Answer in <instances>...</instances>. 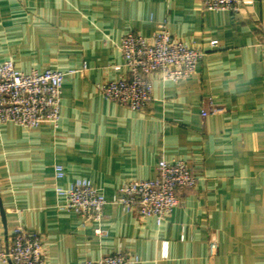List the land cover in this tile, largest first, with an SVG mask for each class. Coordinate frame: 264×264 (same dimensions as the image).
Masks as SVG:
<instances>
[{
    "label": "crops",
    "instance_id": "obj_1",
    "mask_svg": "<svg viewBox=\"0 0 264 264\" xmlns=\"http://www.w3.org/2000/svg\"><path fill=\"white\" fill-rule=\"evenodd\" d=\"M164 22L205 52L194 76L155 78L145 112L106 100L98 86L128 74L123 37L151 38ZM263 35L264 0L239 12L207 11L202 0H0V64L75 71L57 127L0 126V251L22 226L42 236L47 264L117 253L137 264H264ZM208 99L220 112L203 117ZM162 159L189 163L197 185L178 188L161 225L113 204L100 224L59 207L58 184L89 180L110 200L128 180L156 179Z\"/></svg>",
    "mask_w": 264,
    "mask_h": 264
},
{
    "label": "built area",
    "instance_id": "obj_2",
    "mask_svg": "<svg viewBox=\"0 0 264 264\" xmlns=\"http://www.w3.org/2000/svg\"><path fill=\"white\" fill-rule=\"evenodd\" d=\"M207 11L239 12L254 4V0H202ZM217 41L210 42V46ZM261 46L264 51V35ZM128 74L115 81L98 86L106 100L135 112H145L154 101V79L179 83L194 76L205 52L194 44L175 39L167 22L161 24L151 38L130 32L120 46ZM75 71L32 70L25 73L16 68L12 60L0 64V126L12 123L33 130L45 124L58 126L65 77ZM220 112L212 99L204 102L202 116ZM57 181L65 177L64 167L55 166ZM197 179L186 161L158 164L154 180H128L107 199L89 180H77L69 186H55L56 195L63 203L60 209L74 212L85 224H100L107 205H118L126 213L141 218H154L164 223L180 204L178 188H195ZM99 236L106 235L97 229ZM11 249L0 251L4 264H47L46 249L40 234L22 226L14 229ZM209 251L215 256L218 244L210 241ZM138 260L123 253L105 255L98 260H85L81 264H137Z\"/></svg>",
    "mask_w": 264,
    "mask_h": 264
}]
</instances>
